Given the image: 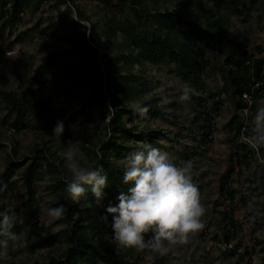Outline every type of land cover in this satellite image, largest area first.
I'll use <instances>...</instances> for the list:
<instances>
[{
    "label": "rangeland",
    "instance_id": "374dc122",
    "mask_svg": "<svg viewBox=\"0 0 264 264\" xmlns=\"http://www.w3.org/2000/svg\"><path fill=\"white\" fill-rule=\"evenodd\" d=\"M117 1L111 0L112 3ZM71 4L70 7L58 3L57 0H45L38 9H32L33 4L28 3L17 25L11 27L8 22L0 30V171L3 170L8 155L23 159L32 153L35 143L42 140L49 141L51 151L57 156L56 160H62L59 154L66 146V142L72 140L80 149L82 164L91 166L92 153L86 150L84 145L86 142L106 140L111 132L103 126L104 119L99 114L101 102L88 103V96L95 90L90 83L91 75L78 69L70 76L66 75L63 69L60 71L56 66H50L48 86L40 87L39 76L34 74L38 64L48 54L68 46L67 43H63L64 40L54 38L55 34L65 36L71 32L70 28L62 30L58 25L61 22L60 13L67 14L69 8L77 18L79 16H76L74 10L82 12L83 16L79 19L81 23L97 24L98 32L101 33L100 41L97 43L99 52L103 50L104 44L112 45L123 37L121 33H117L112 39L106 38L102 27L107 23L125 19L128 25H136L134 29L136 32L141 30L142 25L138 23L128 5L121 9L106 6L103 0H73ZM244 5L250 6L247 14L244 12ZM237 7L238 9L227 1L216 8V15L228 23L226 32L229 36H236L244 41L248 52L255 56L264 55L263 49L261 51L257 49V45H264V0H238ZM40 34L45 36L41 37ZM12 47L15 48V53H8V49ZM203 55L210 59V63L208 62L201 73L202 84L198 88L175 72L181 62L176 61L174 55L169 53H162L155 62L141 58L142 60L134 63L131 68V73L138 75V79L131 83L136 91L134 97L129 96L126 99L127 106L135 108L143 100L154 98L163 105V108L161 113L150 119L139 117L135 119L134 123L138 126L148 123L152 127L160 128L161 132L152 141L147 142L140 139V129H137L134 132L136 141L130 140L126 143L130 153L143 149L145 144H151L167 151L177 164L191 160L194 165V182L200 189L201 201L206 208V213L202 217L204 228L190 235L188 244L175 247L166 256L161 257L148 251L138 253L132 249L122 250L116 247L126 253L127 260H136L135 264H264V148L257 151L248 146L247 150H251L248 163L243 164L240 169L235 165L229 179V188L234 194L231 203L230 200L224 202V194L219 188L222 174L230 167V154L234 148L239 147L237 142H245L243 136L250 134L252 117L257 106L264 103V96L255 101L251 100L254 108H248V104L240 109L233 103L235 94L221 93L218 112L212 113V139L202 140L203 134L199 127L202 120L193 119L197 109L196 98L193 95L201 93L207 95L210 90L219 91L225 84L222 74L216 69L217 51L206 47ZM93 77L104 81L105 69L100 67ZM185 83L190 84L193 89L191 99L179 103L177 97ZM55 84L62 87L61 90L65 92L71 110L82 108L79 115L69 118V137H61L59 141L51 136V132L39 128L40 123L36 118L35 93L40 91L52 99L54 98L52 92L56 90ZM27 86L34 92L26 94L25 99L28 101L25 103L24 127L16 130L11 126L16 111H10V115L6 117V94L14 92L19 98L24 97ZM1 90L5 93L3 94ZM207 107L214 108L215 104L209 99ZM233 115L243 116L245 129H248L247 132L245 129L240 132L236 143L232 142L234 129L228 125ZM123 119L130 125L128 115ZM152 133V130L148 132L151 135ZM118 147L116 151L123 150L120 144ZM185 148L190 156L180 157L179 152ZM95 149L98 150L97 153L100 152L98 145ZM111 158L116 165L125 168L126 161L123 158L113 154ZM23 167L15 170L12 177L13 189L8 191V196L4 199L10 205L11 213L15 212L16 219L21 224L16 232L19 239L11 246L8 260L0 261V264H46L51 256L63 249L59 241L49 243L46 240L51 232L64 225L61 220L49 225L44 211L46 207L59 206L55 204L58 199L51 186L54 174H45L43 178L35 181L34 200L31 201L20 175ZM124 191L120 190L119 194ZM228 214L235 221V224H232L234 235L230 243H225L222 228ZM29 216L38 218L45 224L46 229L40 233H32L26 223ZM105 235L112 239L110 230L105 229ZM228 248L235 252H227ZM240 254L243 256L240 257Z\"/></svg>",
    "mask_w": 264,
    "mask_h": 264
},
{
    "label": "trees",
    "instance_id": "16d2710c",
    "mask_svg": "<svg viewBox=\"0 0 264 264\" xmlns=\"http://www.w3.org/2000/svg\"><path fill=\"white\" fill-rule=\"evenodd\" d=\"M44 1L0 0V30L8 22L11 27L17 25L22 14L26 11L28 3L33 4L32 9H38ZM57 1L64 3L65 6H69L73 2V0ZM227 1L238 9V0H118L113 3L111 0H103L106 6L110 5L123 9L124 6L128 5L142 28L136 32L134 30L136 25H128L125 19L107 23L102 27L103 35L106 38L112 39L117 33H121L123 37L122 40L115 41L112 45L104 44V48L100 52L97 43L100 41L101 33L98 32L97 24L89 23L86 25L81 23L79 19L82 18L83 14L78 9L74 11L79 18L73 15V11L69 7L67 14L60 13L61 22L58 25L62 30L67 27L70 28L71 32L65 36L55 34L54 39L64 40L63 43H67L68 46L48 54L38 64L34 75L39 76L40 87L48 86L50 66H56L57 70L60 71L63 69L62 71L70 76L74 75L73 71L78 69L91 75L90 83L93 84L95 90L88 96V103L101 102L99 114L104 119L103 126L111 132L106 140L86 142L87 144L84 145V148L92 153L91 160L93 161L90 167L102 166V174L108 177L107 187L104 189V199L101 203H97L91 193L90 186L87 185H85L86 194L80 198L79 203H73L67 199L65 188L68 174L62 170L63 160H56L57 156L54 151H51L48 140L35 143L32 153L23 159L10 155L6 158L5 166L0 171V188H3L0 191V213L11 214L10 205L4 199L8 196V191L13 189L14 180L12 177L15 170L23 166L20 175L29 200H34L35 181L43 178L45 174L53 173L51 186L58 199L55 204L66 205L65 215L61 219L64 225L46 237L49 243L59 241L63 249L51 256L46 264L137 263L136 260H127L126 253L118 250L112 239L105 235V229L110 231L111 229L108 223L101 219L108 203H117L116 197L120 190H125L124 193H127L131 186L123 183L124 169L115 164L111 158L112 154L126 161L125 158L131 154L126 143L130 140L136 141L134 132L137 129H140V139H145L147 142L152 141L161 132L160 128L152 127L148 123L138 126L134 122L137 117L150 119L157 116L162 112V104L156 102L154 98L143 100L139 106L148 108L147 114L143 117L134 112V107L126 104V99L129 96L134 97L136 91L131 84L138 79V75L131 73L134 63L142 59L155 62L162 53H169L174 55L176 61L181 62L175 72L198 88L202 84L201 73L208 62L210 63V59L203 55L204 49L210 47L217 51L216 69L224 78L223 88L219 91L210 90L207 95L204 93L193 95L196 98L197 106L193 119L194 121L202 120V123L199 124L202 130L201 134H203L202 140L212 139V115L218 112L221 93L235 94L233 95V103L236 108L240 109L249 104L242 96V91H248L252 101L264 96V55L255 56L248 52L244 41L236 36H229L226 32L228 23L223 22L216 15V8L221 7ZM244 8V12L247 14L250 6L244 5ZM63 22L65 23L63 24ZM257 49L259 51L264 50V45H257ZM62 60H64L63 63ZM100 67L105 69L104 81L101 78L93 77L100 70ZM55 86L56 90L63 93L65 97L62 87L58 84ZM1 91L3 94L5 93L4 90ZM33 92L29 86L26 87L25 96L21 98L14 92H7L6 117L10 115V111H16V116L11 122L13 129L20 130L24 127L25 103L28 101L25 99L26 94ZM35 95L36 118L40 123L39 128L52 134V129L56 123L62 121L64 132L61 137H69V118L79 115L82 108L71 110L66 97L67 103L57 106L51 96H45L40 91L36 92ZM209 99L215 104L214 108L208 109L207 102ZM254 107V104L248 106L250 109ZM126 115L131 122L130 125L124 122L123 117ZM242 117L241 115H233L228 122L229 127L234 129L233 143H236L240 132L246 128ZM150 130L153 131L152 135L148 134ZM237 143L239 147L234 148L230 154V167L221 176L219 188L224 194V202L230 200L231 203L234 197L229 188V179L232 171L235 170V165L240 169L243 164L248 163V158L251 156V150H247L248 145L245 142ZM118 144L123 147V150L116 151L119 148ZM97 145L100 148L99 153L95 149ZM13 152L16 154L15 147H13ZM179 156H190V154L185 148L184 151L179 152ZM4 185L7 187L4 188ZM226 217L228 218L223 223L222 231L223 240L228 243L234 235L230 226L235 224V221L230 214ZM26 223H28L29 230L34 234L46 229L45 224L36 217L29 216ZM20 227L21 224L16 219L13 232L16 233ZM14 243L9 242V253ZM226 251L235 252L232 248H228ZM242 256L243 254H240V257Z\"/></svg>",
    "mask_w": 264,
    "mask_h": 264
},
{
    "label": "clouds",
    "instance_id": "9594fccd",
    "mask_svg": "<svg viewBox=\"0 0 264 264\" xmlns=\"http://www.w3.org/2000/svg\"><path fill=\"white\" fill-rule=\"evenodd\" d=\"M192 92L190 84H183L177 101H190ZM245 99L251 106L247 94ZM134 112L143 117L148 108L137 106ZM245 112L247 114V109ZM251 125L250 134L244 135L243 139L249 147L259 151L264 148V103L257 106ZM63 132V122L58 121L51 136L59 141ZM59 155L63 160L62 170L68 174L67 199L79 203L86 194L87 185L97 203H101L108 181L107 175L102 174V166L83 165L80 149L72 140L66 142ZM125 160L123 183L131 186L127 193L121 192L116 197L117 203L109 202L101 216L111 229L112 242L118 249H132L138 253L148 251L161 257L177 246L188 244L190 235L204 228L202 217L206 213L200 189L194 182L193 162L187 160L177 164L167 151L151 144H145L143 149L132 152ZM44 211L47 223L51 225L64 217L66 209L61 204L46 207ZM15 226V212L0 213V261L8 260L9 242L19 239L13 232Z\"/></svg>",
    "mask_w": 264,
    "mask_h": 264
},
{
    "label": "built area",
    "instance_id": "2783aa9c",
    "mask_svg": "<svg viewBox=\"0 0 264 264\" xmlns=\"http://www.w3.org/2000/svg\"><path fill=\"white\" fill-rule=\"evenodd\" d=\"M40 36L42 37V36H45L44 34H40ZM10 50V51H9ZM15 48H10V49H8V53H11V54H13V53H15ZM7 53V52H6ZM245 94H247V96L248 97H250V93L248 92V91H246V90H244V91H242V96H244V98H245ZM52 95H53V97L54 98H52L53 100H54V102H55V104L57 105V106H59L60 104H65V97H64V95H63V93H61V92H59L58 90H53V92H52ZM56 101H58V103L56 102ZM247 102H248V100H247ZM249 103V102H248ZM226 201H227V199H226ZM230 230L232 231V230H234V228H233V226H230ZM230 243V242H229Z\"/></svg>",
    "mask_w": 264,
    "mask_h": 264
}]
</instances>
